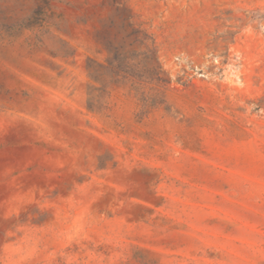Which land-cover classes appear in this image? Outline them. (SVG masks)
I'll use <instances>...</instances> for the list:
<instances>
[{
  "label": "rangeland",
  "instance_id": "rangeland-1",
  "mask_svg": "<svg viewBox=\"0 0 264 264\" xmlns=\"http://www.w3.org/2000/svg\"><path fill=\"white\" fill-rule=\"evenodd\" d=\"M0 264H264V0H0Z\"/></svg>",
  "mask_w": 264,
  "mask_h": 264
}]
</instances>
